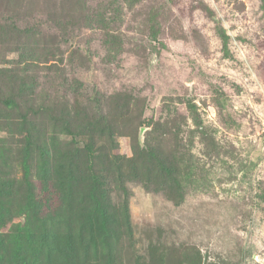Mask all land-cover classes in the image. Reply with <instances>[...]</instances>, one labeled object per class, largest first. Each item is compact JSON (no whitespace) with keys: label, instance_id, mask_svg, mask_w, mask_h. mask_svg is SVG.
Wrapping results in <instances>:
<instances>
[{"label":"rangeland","instance_id":"rangeland-1","mask_svg":"<svg viewBox=\"0 0 264 264\" xmlns=\"http://www.w3.org/2000/svg\"><path fill=\"white\" fill-rule=\"evenodd\" d=\"M0 264H264V0H0Z\"/></svg>","mask_w":264,"mask_h":264}]
</instances>
